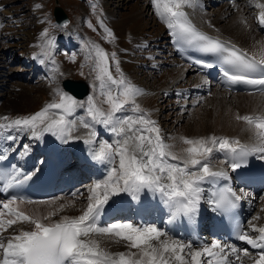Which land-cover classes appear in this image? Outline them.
<instances>
[{
	"label": "snow or ice",
	"instance_id": "snow-or-ice-1",
	"mask_svg": "<svg viewBox=\"0 0 264 264\" xmlns=\"http://www.w3.org/2000/svg\"><path fill=\"white\" fill-rule=\"evenodd\" d=\"M196 3L197 0H151L155 15L170 30L178 45L215 56L224 66L223 75L231 84L257 86L264 92V53L256 59L235 45L200 32L184 11L185 7H193ZM255 7L260 9L258 24L264 28V3H256ZM104 30L109 42L115 39L109 29ZM41 35L48 37V30L45 29ZM52 47V39L42 45L45 58H51ZM89 57L93 60L95 79L99 82L100 95L105 97L103 103L108 105L107 110L98 106L93 96H89L86 102H80L57 88L55 95L58 100L48 103L41 111L14 120L4 116L3 120L8 122L0 123V137L5 131L16 130L26 132L36 140H42L47 133L63 143L82 139L90 146L91 158L107 166V176L90 188L86 207L75 217L63 215L58 220L53 219L65 208L74 206L71 201L58 204L55 210L45 215L35 210L29 214L22 208L25 204H48L51 207L63 197L54 198L51 202L16 196L0 200V264H232L230 256L240 264H243L242 256L249 257L252 264H264V227L252 226V231L258 234L253 237L237 225L236 239L258 250L253 253L247 248L225 245L220 241L195 248L192 243L181 242L154 225L115 221L101 226L105 206L122 194L134 201H139L144 193L158 194L172 218L183 216L195 220L204 199V185L230 179L227 172L214 170L211 160L214 150L231 154L228 159L232 161V171L239 169L248 155L264 153V113L235 115V120L247 125L246 130L252 133L251 144L215 135L181 137L186 147L177 153L174 151L176 145L165 141L157 122L137 103V98L145 93L121 72L116 54L110 56L102 47L93 44L89 48ZM113 61L118 76L113 75ZM40 62L45 61L42 59ZM51 63L55 64V59H51ZM204 66L214 67L211 63H204ZM55 71L59 72V68ZM78 109H84L85 115L70 119L76 116ZM97 125L103 126L114 139L97 144ZM80 128L86 130L84 135L74 136L73 133ZM3 138L15 141L17 136L10 134ZM9 150L15 151V145L11 149L0 150V160L7 159ZM29 150L30 145L24 144L17 155L26 154ZM228 159L223 162L228 163ZM38 171L36 168L32 173L22 174L16 169L0 174V181H4V190L7 191L13 185L31 180ZM241 199L242 196L233 189L224 187L221 191H213L207 202L213 210L223 214L235 208ZM17 224L31 225V228L4 235ZM101 238L116 244L122 242L128 251L112 252L103 246Z\"/></svg>",
	"mask_w": 264,
	"mask_h": 264
},
{
	"label": "bare ground",
	"instance_id": "bare-ground-1",
	"mask_svg": "<svg viewBox=\"0 0 264 264\" xmlns=\"http://www.w3.org/2000/svg\"><path fill=\"white\" fill-rule=\"evenodd\" d=\"M5 1L6 0H2L0 2V5L2 7L8 5L9 2L7 1L5 2ZM101 1L106 3V0H101ZM132 1H135V3L132 6H129V4ZM144 2L148 4L147 8H145L142 5L143 3L142 0H137V1L107 0V4L108 5L110 4V6L112 7L104 5L107 11H109V14L111 16L109 18L110 21H108V23L106 24L109 25L110 29L116 35L113 44L118 45L122 53L125 54V56L129 51L133 49L135 50L137 49L139 51H143L142 53L144 54H148V49H146V47H148V42H154L157 44L163 41L162 47L165 49L169 57L173 58L168 63L175 64L176 66H178L177 69L168 70L167 77L170 78V82L166 90L171 91V89L173 88L180 89L181 87H185L187 85L189 94L195 97V100L191 99V104H192V108L194 109V112L185 121L184 125L181 128L184 133L181 132L178 134L176 133L169 134L168 132L169 130L166 127L168 130L167 132L164 129L161 130L165 138V141L170 144H175L176 147L174 151H176L177 153H180L181 149L183 147H186L185 145L182 144L180 139L181 137L197 138V137H208L215 135L217 137H228L230 139H239L242 144H251L253 142L252 133L246 130L247 125L243 124L242 122H237L235 120V115L237 113L240 114L241 111H243V113L250 115H258L264 113V94L232 95L229 92L223 91L219 86L213 85L212 82L209 81L207 77L199 73L196 67L188 64L185 65L178 58L179 52L177 51L175 46V38L170 34V30L166 27V25L163 22H161L158 19V17L155 15L154 9L151 4V0H144ZM202 2L203 0H197L195 6L185 7L184 10L189 12L191 17L195 20V22L198 23L200 27L205 28L207 31H210L213 35L219 38L221 37L226 38L230 42L242 46L243 49L246 50L248 53L260 59L261 54L264 53V28H262L258 24L257 17L260 12V9H257L255 7V4L264 3V0H243L241 4H237L238 0H236L234 4L229 3L228 0H219L218 6L220 7L214 9L212 13L210 12L208 13L203 10L201 11L200 8ZM112 8L114 9L111 10ZM126 8L130 9L129 11L130 13L128 15L121 14L120 11ZM149 8L152 9V14L154 18V19L152 18L151 20L146 19V17L149 16V10H150ZM37 10H39V8L37 9L36 7L35 11ZM117 13L120 14V19L118 18L119 20H115V14ZM237 13L240 14V17L236 15ZM3 14L6 18L8 28H10L8 29V34H10V36L6 35L7 39L11 41L9 43V47L18 49L19 47H22V45L27 43L25 55L21 54V57L23 59L22 61H25L26 59L28 61L29 59V63L32 64L31 67L32 70L29 72V74H34V76L39 72H44L45 74H47L46 70L49 69L50 71L51 65L53 64L51 63L52 57L45 58L42 55L43 49L42 47H40L41 39L39 40L40 28H43L44 26L42 20L39 19L36 22V26L38 29L35 33L24 31L26 32L24 33V36L22 34L21 36H19V35H15L16 31H17L16 33L19 32L17 30L18 27H21L20 19L18 20L16 19L18 15H16L12 11H5ZM106 16L107 15H105V17ZM228 16H230V18H227ZM253 18L255 20L254 23H253ZM36 26L34 28H36ZM150 29H151V33L147 34V31ZM21 30L23 29L21 28ZM148 35L150 36V38L149 40H146V36ZM156 46L159 45L157 44ZM68 47L73 48V45L69 43ZM104 48H106V46H104ZM152 49L154 48L152 47ZM4 50L5 49H0V52ZM132 53L133 52H130V55ZM157 53L158 52H156V54ZM130 55L126 57L129 59ZM26 56L27 58L25 59ZM42 59L45 61L44 63L40 62ZM0 60L6 63L4 61V58H0ZM6 64H9V62ZM3 67L6 66H1L0 63V69ZM125 69L129 77H131L132 79L133 74L129 66L126 65ZM0 78H1V74H0ZM13 79H15V77L9 78V80L6 79L4 81V83L6 82L5 83L6 87L9 86L8 84L11 81H13ZM53 79H54L53 75L50 74L49 76L48 74L47 78L45 79V82L43 83V87L44 85L46 87L47 86L51 87V81H53ZM180 83H185V84H182L180 86ZM46 87L44 88V91L43 89L41 91L40 89L41 87L32 88L31 93L29 94L31 95V94L39 93L40 95H44V96L46 95L48 97V101L44 104V107L48 103L53 102L54 100H58L57 99L58 97L53 93L52 88H49V90H47L48 88ZM147 87L148 86H146L145 88L143 87L142 89L143 93L145 94L138 97V101L141 100V102L145 107L151 104L156 94L153 88L151 87L147 88ZM232 98H236V100H233ZM182 108L184 109V107ZM146 111L150 113L151 118L155 120L154 116H156V113L154 112V116H153L151 109H148ZM82 115H85L84 109H78L76 112V116L70 117V119H75ZM169 119L171 120L172 117H170ZM181 119L182 118L180 116L177 117V120H181ZM96 130L98 132V135L99 133L104 134L105 132L104 135H107L108 133L101 125H97ZM85 132H86L85 129L80 128V130L78 132H74L73 135L83 136ZM7 135H10V131H5L3 133V137H6ZM168 136L170 137L167 140ZM3 137H0V150L11 149L12 147V145L10 144L11 141H8ZM98 141L99 139H97L96 137L97 144L99 143ZM24 142H28L30 144V150L26 154L19 155L20 160L24 162L20 168V170L22 171L30 170L32 168V163L35 160L41 158L44 152L46 151V149L50 147H54L63 156H68V155L77 156L78 154L91 156L89 151L90 146L86 145L82 139L70 140L68 143H63L60 139L51 135L50 133L45 134L42 140H36L32 138L29 134H27L26 138L24 139ZM17 148L20 152L22 146L16 144L15 149ZM9 151L11 152V150ZM255 156L256 158H259L264 162V159L261 158L262 156H264V153H255ZM228 157H230V154H226L214 150L211 160L214 170H223L227 172L228 176L230 177L238 170L236 171L231 170L230 164L232 161L228 159ZM225 159H228V163L223 162ZM27 160H30L31 162L27 164L26 163ZM80 161H81L80 158H75L73 164L71 165L70 171L72 172V174L70 178L64 183V188L61 189V193L59 192L60 194L57 197V198L63 197L64 199L57 200V205H52L51 207H49L48 204H44V205L25 204L22 205V208L25 211H27L29 214H33L35 210L36 212H38V214L45 215L48 211L55 210L58 204L69 203L71 201L74 202V205L80 203L81 204L80 210L78 211L75 210L73 206L68 207L65 208L63 212L58 213L57 216L53 217V219L58 220L63 215H68L71 217L80 215L82 213V210L86 207L87 196L89 195L90 188L93 187L95 183L103 181L105 178L104 177L102 178L101 174L102 172L107 171V169L105 168L101 169L100 171H97L96 170L97 162L94 161L93 159L89 160L87 158V163L84 165H81ZM90 165L93 166V168L91 169L92 171L91 175H87L82 171L79 172V169L81 170V167L78 166H84L86 169H88V166ZM74 173L78 174V179L80 183H77V179H76L77 176L72 178ZM228 180L231 181V177ZM219 181L220 179L217 180L215 184L204 185L205 187V192L203 194L204 199L201 201L200 210L196 219L198 217L206 220L211 218L214 210L207 201L211 197V193L215 190V185ZM85 187H88L89 189L87 193H84ZM237 192L240 195L244 196L242 199L243 207L249 221V226L245 231H247L251 236L255 237L258 234L252 231V226L261 227L262 224L264 223V191L261 194H254V196L251 194H247V192L242 190L241 188H237ZM121 196L112 198V200L109 201V204L105 206V209L108 210L112 209L114 207V204L121 198ZM140 198H142L147 202L157 204L159 207L158 211L160 213L168 212V214L164 215L165 224H169L174 221L175 225L182 226V228L180 229V234L177 237H173L171 234V229L166 230L165 227H158L155 225L160 230L166 232L169 236L177 240H180L181 242L192 243L193 247L195 248L209 246L213 243L209 241L208 238L205 236L204 229H201L199 233L197 232L198 228L196 230L193 229L191 230V227L193 225L192 220L183 216L172 218L169 210L167 209L166 205L162 202L158 194L144 193L141 195ZM0 200H1V196H0ZM252 212L254 213V215H252ZM119 221H130V220L122 217ZM133 223L138 224L137 222H133ZM106 224H110V223H106ZM30 228L31 225L17 224L14 225L13 228L9 229L8 232L4 233V235L9 236L21 229L29 230ZM101 239L103 246L108 248L112 252L128 251V249L124 247L122 242L120 244H116L107 238H101ZM237 247L242 249L247 248L250 252L253 253L258 251L255 249H251L249 245L243 242L240 244V246ZM229 259L232 260V264H240V262L235 261L234 258L231 256L229 257ZM242 261L243 264H252V260L249 257L242 256Z\"/></svg>",
	"mask_w": 264,
	"mask_h": 264
},
{
	"label": "rangeland",
	"instance_id": "rangeland-1",
	"mask_svg": "<svg viewBox=\"0 0 264 264\" xmlns=\"http://www.w3.org/2000/svg\"><path fill=\"white\" fill-rule=\"evenodd\" d=\"M1 1L2 0H0V2ZM6 1L9 2L8 5L3 7L0 5V49H5L4 51L0 52V58H4V61L6 63L9 62V64H6L0 60L1 66H6L0 69V71H2L0 72V123L7 122L3 120L4 116L9 117L10 120H14L18 117H25L26 115L41 111L43 109L44 104L48 101V97L46 95H40L39 93L31 95L29 94L31 93L32 88L36 87H41V91L42 89L44 91L46 86L44 85L43 87V83L45 82L48 74L49 76L50 74L53 75L54 79L51 81V87H46L48 88L47 90L52 88L53 93L55 94L57 88L61 90V82L64 79L86 81V83L90 86V96L94 97L98 106H101L107 110L108 105L103 103L105 97L100 95V89L98 87L99 82L95 79L96 72L93 70V60L89 57V48L95 44L102 47L109 53L110 56L112 53L116 54V58L120 63V70L131 84L141 90L146 86L155 90V98L149 106L145 107L141 100L138 101V98L137 103L145 110L151 109L153 116L154 112L156 113L154 118L161 130L164 129L166 132L169 130V134H178L183 132L181 129L182 126L194 112L191 99L195 100V97L189 94L187 85L185 87H181L180 89H176L175 94V88L171 89V91L166 90L170 82V78L167 77V72L170 69H177L178 66L168 63L173 58L169 57L165 49L162 47L163 41L157 43L159 46H156L157 44L154 42H148V47H146V49H148V54H144L142 53L143 51H139L137 49L129 51L126 56L130 55V52L133 53L128 59L125 54L122 53L120 47L113 44L114 40L109 42L110 38L107 37V33L104 30L105 28L109 29L114 34V37H116L109 25L106 24L108 21H110L109 18L111 17L109 11H107L104 6H110V4H107V0L106 3L102 2L101 0H58L64 11L70 17L71 24H73L69 29L66 28L67 30H64V28L58 26L55 21L54 7L56 6V0ZM212 1L213 0H203L200 8L201 11L203 10L205 12L212 13L214 9L220 7L217 5L213 6ZM142 2V5L147 8L148 4L145 3L144 0H142ZM242 2L243 0H238L237 4H241ZM134 3L135 1H132L129 6H132ZM38 5L40 7H37ZM36 7L37 9L39 8V10L35 11ZM113 9L114 8L111 10ZM5 11H12L18 15L16 19H20L21 27H18L17 29L19 34L16 33V31L15 35L19 36H21V34L24 36V33L26 32L35 33L38 29L36 22L39 19L42 20L44 26L43 28H40L39 31V40L41 39L40 47H42V45H44L48 39L53 40V45L55 46H53L50 51L51 55L57 56V58L54 59L55 62H58L59 64H57L56 67H52L54 65L53 64L51 65V68L56 69L58 67L59 72L54 71L51 73V69L50 71L47 69V74L39 73L35 77L34 74H29V72L32 70V64L29 63V59L27 61V56L25 57L26 62L22 61L23 59L21 57V54L25 55L27 43L18 49L9 47V43L11 41L7 39L6 35L10 36V34H8V29L10 28H8L6 18L3 14ZM129 11L130 9L126 8L121 10L120 13L123 15H128L130 13ZM105 15L107 16L105 17ZM236 15L240 17L239 13ZM118 18L120 19V14L117 13L115 14V20H119ZM152 18V9H150L149 16L146 17V19L151 20ZM227 18H230V16ZM101 21H103V26H101ZM254 21L255 20L253 18V23ZM89 24H91L92 27H89ZM34 25L36 28H34ZM21 28L23 30H21ZM45 29L48 30V37H43L41 35ZM93 29H95V31ZM150 33L151 29L147 31V34ZM74 35H76L77 39H73ZM149 38V35L146 36V40H149ZM69 43L73 45V48L68 47ZM86 44L88 45V48L85 47ZM74 46H76V48H74ZM104 46H106V48H104ZM152 47L155 49V51L152 49ZM156 52L158 53L156 54ZM51 57L53 58V56ZM73 57L75 58L74 61ZM126 65H128L132 71L133 80L126 72ZM112 72L114 76L119 75L115 71L114 61L112 62ZM12 77H15V79H13V81L8 84L9 86L6 87V82L4 83V81L6 79L9 80V78ZM182 84L185 83H180V86ZM94 85H96V87H94ZM232 99L236 100V98ZM86 101L87 99L83 102ZM182 107H184V109ZM240 114L245 115L246 113L241 111ZM179 116L182 118L181 120H177V117ZM170 117H172L171 120L169 119ZM109 133L107 135H104L105 132L104 134L99 133V142L104 140L111 142L114 137H112V134ZM169 137L170 136L167 137V140ZM88 187H85L84 193H87L89 190ZM73 207L78 211L80 210L81 204H75Z\"/></svg>",
	"mask_w": 264,
	"mask_h": 264
},
{
	"label": "water",
	"instance_id": "water-1",
	"mask_svg": "<svg viewBox=\"0 0 264 264\" xmlns=\"http://www.w3.org/2000/svg\"><path fill=\"white\" fill-rule=\"evenodd\" d=\"M59 4V1L56 0V6L54 8L55 20L59 25L67 26L69 24L68 16ZM63 87L66 91L80 100L84 99L89 94V86L85 81H73L68 79L63 82Z\"/></svg>",
	"mask_w": 264,
	"mask_h": 264
}]
</instances>
